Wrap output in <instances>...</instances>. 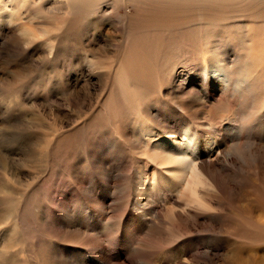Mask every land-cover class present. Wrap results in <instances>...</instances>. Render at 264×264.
Here are the masks:
<instances>
[{"label": "rangeland", "instance_id": "1", "mask_svg": "<svg viewBox=\"0 0 264 264\" xmlns=\"http://www.w3.org/2000/svg\"><path fill=\"white\" fill-rule=\"evenodd\" d=\"M127 7L98 0L79 16L80 29H72V11L62 0H0V264H229L225 253L215 255L207 246L215 242L223 250L238 240L227 233L234 224L224 222L221 230L211 219L219 207L203 213L192 228L177 223L178 240L168 231L161 238V230L171 228L167 213L177 212L181 199L151 187L162 173L187 170L179 160L160 164L149 154L169 139L176 147L183 142L180 131L175 142L162 136L177 125L175 115L184 114L174 100L196 84L197 64L184 68L178 60L169 72L194 80L175 83L170 98L163 86L161 97L154 93L141 103L140 118L149 122L144 128L152 125L149 132L130 124L127 115L116 124L100 116L111 74L122 60L119 46L127 40L118 31L127 25L123 14L143 12L141 6ZM192 99L187 108L200 112L192 121L195 129L212 132L219 142L215 157L231 149L234 142L224 140L233 124L229 135L240 134V117L229 112L212 119L215 101L202 93L200 101ZM197 135L202 151L188 155L197 165L209 164L215 157H208L201 131ZM249 159L247 173L238 161L227 167L243 183L233 186L264 200L259 174L264 167L258 158ZM135 180L143 186L135 188ZM137 216L141 220L135 223ZM160 238L166 240L161 247L154 242ZM47 244L51 262L45 263ZM256 255L264 257V249Z\"/></svg>", "mask_w": 264, "mask_h": 264}, {"label": "bare ground", "instance_id": "2", "mask_svg": "<svg viewBox=\"0 0 264 264\" xmlns=\"http://www.w3.org/2000/svg\"><path fill=\"white\" fill-rule=\"evenodd\" d=\"M97 1L62 0L64 8L72 11V29H80L82 22L79 16L93 8ZM115 2L134 10L141 6L143 12L138 17L133 11L123 14L127 25L124 23V29L118 31L127 40L119 46L123 51L122 60L111 74L112 81L100 109V116H104L106 121L120 123L121 117L127 115L130 124H141L143 134L145 130L149 132L152 125L144 128L143 124L149 122L140 118L141 103L151 101L154 93L162 95L163 90L161 92L160 89L163 86L168 87L166 96L170 98L175 83H184L188 78L194 80L183 77L184 73L169 72L174 66L177 68L178 60L184 68L197 64L193 68L197 79L192 82L196 84L185 87L182 96L174 100L177 104L181 103L184 114L175 115L177 125L172 127L173 130L166 128L165 136H162L175 142L174 135L180 131L183 142L176 147L169 139L165 144L154 145L152 154H149L160 164L179 160L187 165L186 171L179 170L177 174L175 171H168L169 175L162 173L159 183L151 185L154 189L178 193L181 199L178 211L167 213L171 228L162 229L161 238L164 237V231H168L169 237L178 240L177 223L182 228H192L203 213L209 214L219 207L218 215L211 219L220 222L218 227L221 230L223 227L220 225L224 222L234 224L232 230L226 229L225 232L228 231L238 240L227 243L223 250H219L215 242L210 243L207 245L212 247H209L210 251L215 255L225 253L229 264H264V257H255L260 249H264V200L255 201L245 189L237 192L233 182L241 186L243 183L234 175V169L227 168L238 161L240 169L247 173V165L251 162L249 155H252L253 160L258 158L261 167H264V0ZM201 93L209 98L208 102L215 101L216 108L212 107L210 112L214 110L211 114L209 112L212 119H217L214 116L220 113L229 112L240 117V134L234 137L229 135L236 128L233 124L226 134L229 139L224 140V144L232 140L234 145L216 157L213 147L219 142L215 141L212 132L195 129L192 121H197L200 112L191 113L187 108L192 95L200 101ZM200 131L205 139L206 150L209 151L208 157H215L209 159L212 160L209 164L197 165L194 159H190L193 157L188 155L192 152L195 156L202 151L197 135ZM259 143L263 144L261 149L257 148ZM148 145L151 147L150 143ZM261 170L260 180L264 184V168ZM141 186L143 184L140 181H134L135 188ZM141 198L140 195L136 197L137 200ZM234 199L241 201L236 205L230 204ZM135 208L138 210L139 206L136 204ZM138 220H141L139 216L134 218L135 223ZM251 227L256 232L249 231ZM215 230L213 228L208 232ZM129 236L134 235L130 233ZM161 238V241L158 240L160 242L154 240L155 245L161 247L162 242L166 241ZM51 246H45V263L51 262ZM182 247L185 249L187 245Z\"/></svg>", "mask_w": 264, "mask_h": 264}]
</instances>
